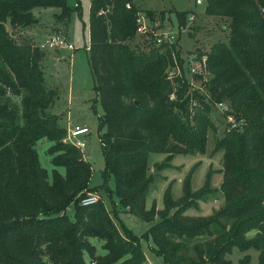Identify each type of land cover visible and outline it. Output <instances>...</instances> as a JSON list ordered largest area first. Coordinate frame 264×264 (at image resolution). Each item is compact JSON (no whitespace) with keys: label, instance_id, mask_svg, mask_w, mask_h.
<instances>
[{"label":"trees","instance_id":"16d2710c","mask_svg":"<svg viewBox=\"0 0 264 264\" xmlns=\"http://www.w3.org/2000/svg\"><path fill=\"white\" fill-rule=\"evenodd\" d=\"M204 2L206 14L223 21L226 38L194 49L198 58L207 57V80L194 76L202 89H192L187 74L168 78L176 60L183 65L177 45L158 46L137 33L140 12L164 21L165 10L143 9L135 0L90 2L89 60L104 110L100 127L106 128L100 134L102 176L114 179L112 193L123 209L156 221L138 236L118 224L119 209L110 211L103 199L81 204L99 187L90 185L92 166L81 150L64 142L68 129L51 112L58 93L46 84L47 51L27 34L39 24L33 9L53 6L61 12L52 35L69 38L72 11L80 3L0 0V264H150L142 239L152 241L165 264H232L235 249L245 253L238 264H250V250L264 264V0ZM190 14L177 12L181 28ZM11 97L21 98L20 105ZM217 102L227 103L226 119L231 114L245 122L239 129L227 122L216 141L224 151L218 188L223 204L207 216L186 213L217 191L210 175L194 190L192 171L181 198L173 197L170 185L164 208L148 209L156 176L151 153L167 154L158 169L179 154H205L210 131L218 129ZM43 138L53 142L47 150L55 167L51 175L36 147ZM92 238L104 241L105 254L97 253Z\"/></svg>","mask_w":264,"mask_h":264},{"label":"rangeland","instance_id":"374dc122","mask_svg":"<svg viewBox=\"0 0 264 264\" xmlns=\"http://www.w3.org/2000/svg\"><path fill=\"white\" fill-rule=\"evenodd\" d=\"M91 0H67L70 7H75L78 3L81 9H73L71 15V24L68 26V40L75 46V50L68 49H46L47 57L44 60V73L48 87L57 90L55 104L51 112L59 115V123L67 129L76 125H82L89 128L90 132L81 136L87 144V154L92 166L91 186H98L99 189L93 194L103 199L110 211L114 208L119 209V225H124L132 230L138 236L142 234L156 221L147 222L139 216L128 213L118 204L117 197L112 193L114 188V179H103V171L106 168V160L102 148L100 134L106 128L100 127L99 117L104 113L102 104L98 99L95 89V81L91 71L89 60V9ZM143 9L150 8L156 11L165 10L164 21L172 24V31L179 45L181 55L188 59L194 54L197 45L202 49L208 48L212 43L219 39H225V33L220 25L223 21L217 17L208 16L205 12V2L198 4L197 0H135ZM190 11L194 15L193 20H189L184 28L179 26L177 12ZM36 16L39 17V24L30 28L27 34L33 37L36 44H41L55 32L56 15L61 12L58 7H36L33 9ZM197 54V53H196ZM189 78H192L188 74ZM192 89L201 88V83L192 80ZM194 85V86H193ZM12 101L20 105L21 98L11 97ZM223 111L217 108L213 115L214 122L218 126L217 130L210 131L208 149L205 154H179L169 162V166L158 169L167 156L164 153L153 152L150 155L151 172L155 173V180L147 195V208L150 209L156 205L158 209L164 208V194L171 185L172 194L175 199H179L184 194V180L193 171L192 187L194 190L202 188L210 175V181L213 193L207 195L205 200L200 201L198 207L187 210L191 216H207L212 214L224 202L223 193L218 190L223 181V150H218L216 146L217 138L222 137L226 129L228 120L224 117ZM24 116L20 108L19 122L24 125ZM229 124V122H228ZM230 126V125H229ZM231 127V126H230ZM52 141L43 138L37 142V150L40 161L51 175L54 165L52 157L47 150L52 145ZM64 170V169H62ZM92 193V192H91ZM115 202V203H114ZM68 213H73V207L68 209ZM158 220V218H157ZM253 235V232L249 236ZM92 242L97 247L98 254H105L103 248L104 241L98 238H92ZM147 261L150 264H165L162 256L158 255L153 249L151 240L142 239ZM252 255L250 264H257L258 252L250 250ZM245 253L238 249L230 256L232 264H238V261ZM88 259V256H87Z\"/></svg>","mask_w":264,"mask_h":264},{"label":"built area","instance_id":"2783aa9c","mask_svg":"<svg viewBox=\"0 0 264 264\" xmlns=\"http://www.w3.org/2000/svg\"><path fill=\"white\" fill-rule=\"evenodd\" d=\"M198 4H202V0H197ZM127 7L130 8L131 4L127 3ZM194 15H190L189 20H193ZM137 33L140 36L145 37H153L156 44L161 46L162 44H169V45H177L179 48L178 43L176 42V37L172 31V24L166 23L160 17L156 19L149 18L145 13L140 12L138 15V28ZM39 47L42 50L52 49H68V50H75V46L63 35L54 34L49 36L44 42L39 44ZM207 57L203 56L201 59L198 58L196 55L189 57L188 59L184 58L183 65L180 62L175 61V65L171 66L168 69V78L173 80L176 77L183 76L184 74H190L192 76V80L195 81L194 76H202L203 80H207L208 70H207ZM194 84V83H193ZM192 85V84H191ZM194 86V85H193ZM203 87L201 86L200 89ZM174 98V95L172 96ZM197 102L194 101V105ZM217 107L226 112L229 110L227 103L225 102H217ZM227 120L232 128H241L245 122L244 120H237L233 115L229 114L227 116ZM90 132L89 128L82 125H76L73 128H68L67 135L64 138V142L71 143L79 148L82 152V157L85 161H89V154H87V144L84 139L80 137L86 135ZM99 201V197L93 193H88L81 199V204L84 206H89L97 203Z\"/></svg>","mask_w":264,"mask_h":264},{"label":"crops","instance_id":"0c3cea01","mask_svg":"<svg viewBox=\"0 0 264 264\" xmlns=\"http://www.w3.org/2000/svg\"><path fill=\"white\" fill-rule=\"evenodd\" d=\"M91 2V1H90ZM91 4V3H90ZM89 13H90V9H89ZM29 31V30H28ZM90 38V37H89Z\"/></svg>","mask_w":264,"mask_h":264}]
</instances>
